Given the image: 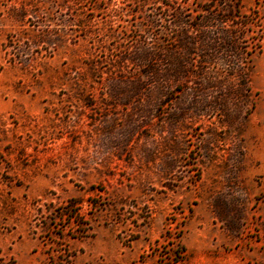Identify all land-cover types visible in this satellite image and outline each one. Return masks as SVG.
Returning <instances> with one entry per match:
<instances>
[{
  "label": "rangeland",
  "instance_id": "rangeland-1",
  "mask_svg": "<svg viewBox=\"0 0 264 264\" xmlns=\"http://www.w3.org/2000/svg\"><path fill=\"white\" fill-rule=\"evenodd\" d=\"M260 37L264 0H0V264H264Z\"/></svg>",
  "mask_w": 264,
  "mask_h": 264
},
{
  "label": "trees",
  "instance_id": "trees-1",
  "mask_svg": "<svg viewBox=\"0 0 264 264\" xmlns=\"http://www.w3.org/2000/svg\"><path fill=\"white\" fill-rule=\"evenodd\" d=\"M239 5H240V3H239ZM237 12H238V10H237ZM216 17L217 18L215 20L218 23L217 26L223 27L224 26V23L226 22V19L222 15H220V14L216 15ZM259 20H260V18L257 20L258 23H259ZM248 25H249V22H242L241 25H240V28L243 29V30H247L248 29ZM258 26H260V24H258ZM260 31H261V26H260ZM220 32H221V34H218L219 37L217 38L219 40V42L220 41H223L224 38L226 39V37H227L226 30L224 31V29H222V31H220ZM213 35H215V33H213ZM210 38L213 39L214 36H210ZM215 39H216V37H215ZM215 39H213V40H215ZM217 39L215 40L216 42L218 41ZM262 39L260 37L257 40V43L255 44L253 50H251V53H258V52H260V50L262 49L263 44H264V41ZM182 257L183 256H178L179 259H181Z\"/></svg>",
  "mask_w": 264,
  "mask_h": 264
}]
</instances>
